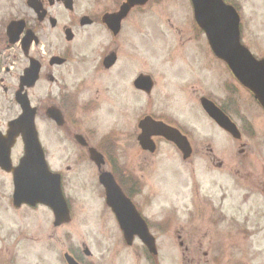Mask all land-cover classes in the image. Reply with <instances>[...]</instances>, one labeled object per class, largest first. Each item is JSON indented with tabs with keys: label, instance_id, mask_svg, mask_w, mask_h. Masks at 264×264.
Returning <instances> with one entry per match:
<instances>
[{
	"label": "rangeland",
	"instance_id": "obj_1",
	"mask_svg": "<svg viewBox=\"0 0 264 264\" xmlns=\"http://www.w3.org/2000/svg\"><path fill=\"white\" fill-rule=\"evenodd\" d=\"M225 1L239 13L243 45L253 55L264 58V0ZM137 20L126 25L130 33L121 40L122 48L127 49L123 60L128 61L131 76L141 70L154 77L155 88L145 99L146 111L160 117L164 114L182 128L194 149L186 162L164 143H159L152 155L141 153L138 146L122 151L123 164L143 178L146 192L154 197L144 212L157 237L158 257L153 263L138 241L125 245L115 221L98 198L96 170L82 162L75 171L80 180L69 187L73 198L71 223L57 230L52 228L51 217L46 224L44 211L18 218L25 215L12 211L10 193H6L11 182L0 172V264H65L63 253L74 255L80 264H196L189 261L191 254L186 253V261L181 256L177 235L185 237L186 233L196 241L197 255L219 253L223 258L208 261L201 256L199 264H264V213L257 212L259 198L250 186L244 187L240 176L258 173L253 166L264 163V111L211 53L193 20L189 0L151 1ZM143 62L144 68L138 64ZM200 94L224 107L245 135L240 141L222 133L201 113L197 99ZM132 105L131 125L138 110L137 104L134 109ZM9 116L1 110L2 122ZM239 142L243 143V154L238 153ZM63 156V151L53 150L55 168L67 164ZM212 157L223 166L213 165ZM236 173L239 176L234 179ZM37 221L43 223L37 225ZM234 221L249 223L243 225L250 232L245 239H241L239 230L227 227ZM212 222H220L224 234L229 229L238 231V236H213ZM159 223H164L163 227L159 228ZM23 224L39 239L23 240L18 246L15 234ZM46 227L49 238L42 240L41 231ZM254 231L256 235L252 236ZM209 239L215 243L210 245ZM84 247L91 256L83 255Z\"/></svg>",
	"mask_w": 264,
	"mask_h": 264
},
{
	"label": "flooded vegetation",
	"instance_id": "obj_2",
	"mask_svg": "<svg viewBox=\"0 0 264 264\" xmlns=\"http://www.w3.org/2000/svg\"><path fill=\"white\" fill-rule=\"evenodd\" d=\"M151 1L154 0H0V113L3 109L10 115L3 122L0 120V140L6 136L9 123L21 116L20 101L27 102L35 110V126L46 164L54 174L56 187L59 185L62 192L64 207L67 204L69 209V220L58 222L48 206L38 204L14 207L12 175L0 169L11 182V189L6 193H10L8 199L12 211H22L25 215L18 218H27L30 213L38 210L44 211L46 224L49 217L52 218L53 230L69 225L73 213V198L69 187L72 182L80 180L79 175L75 174L77 168H80L82 162H88L96 170L98 198L111 219L116 222L111 209L105 204V189L101 179L112 182L114 188L133 204L158 246L157 237L152 232V223L144 212V208H150L154 197L146 192L143 178L123 164L122 151L138 146L141 153L152 155L158 144L164 143L172 146L181 160L186 162L192 157L194 149L189 141L191 156L185 159L176 144L163 136L151 138L153 151H145L140 144V125L147 117L159 124L153 130L154 133L164 131V126L177 128L185 135L182 128L164 114V117H160L146 111L145 99L152 92L147 95L145 86L137 82V79L147 73L139 70L131 76L128 61L123 60L127 49L122 48L121 40H125L130 33L126 31V25L132 19L137 20V15H141ZM138 64L144 68V62ZM154 88L155 84L152 91ZM202 97L203 94L197 97L199 107ZM131 103L133 109L134 104L138 105L132 125L129 121ZM200 111L204 115L202 109ZM39 120L44 124L42 132ZM145 130L148 131L146 127ZM241 134L243 138L245 135ZM239 147L238 153L243 154V143L239 142ZM56 149L64 153L63 159L67 164L62 168H55L51 161L53 150ZM23 155L22 140L17 138L9 148L11 165L16 167ZM212 158L213 165L219 168L223 166ZM253 167L258 173L240 176L244 187L250 186L252 194L259 198L261 205L257 212L264 213V163ZM241 170L239 168L237 172ZM238 176L236 173L234 179ZM234 222L227 223V227L239 230L241 239H245L250 232L243 225L249 223ZM41 223L43 221H37L36 224ZM163 225L157 224L159 228ZM211 227L215 228L213 236H226L230 239L238 236V231L233 233L229 229L224 234L220 222H212ZM251 235L255 236V231ZM15 236L18 246L23 244V240L39 239V235L30 234L24 224ZM40 237L42 240L49 238L48 227L41 231ZM177 240L185 261L186 253L191 254L189 261H196V264L201 262V256L208 261L223 259L219 253L197 255L196 241L190 233H186L185 237L178 234ZM134 241L141 244L137 237H133L131 245ZM209 241L210 245L215 243ZM198 246H202L201 239ZM85 251H88L86 247L82 252L87 256ZM65 255L79 263L74 255L63 253V258Z\"/></svg>",
	"mask_w": 264,
	"mask_h": 264
},
{
	"label": "water",
	"instance_id": "obj_3",
	"mask_svg": "<svg viewBox=\"0 0 264 264\" xmlns=\"http://www.w3.org/2000/svg\"><path fill=\"white\" fill-rule=\"evenodd\" d=\"M190 2L194 20L204 32L212 53L229 67L237 81L254 94L255 99L264 109V60H255L251 53L240 44L239 17L235 10L224 4L222 0H190ZM138 81H142L146 93H149L152 87L150 78L140 77ZM20 102L22 115L16 121L11 122L7 136L0 140V167L13 175L14 205L44 204L53 210L55 220L67 222L68 212L64 207L59 187H56L54 176L48 172L37 140L34 110L28 108L27 102ZM203 108L220 127L233 135L237 133L235 127L212 103L205 101ZM149 121L151 120L141 123V126H145L139 140L143 149L153 151L149 138L153 135L150 131L155 128V124ZM145 127L149 132L145 130ZM166 129L167 134L164 135L167 140L175 142L181 147L179 148L185 156H188V150L183 151L185 140L177 131ZM19 135L23 139L25 154L18 167L12 168L9 148ZM101 182L106 190V204L115 214L127 244L130 245L136 235L152 254H156L154 240L131 203L122 196L119 190L114 188L112 182ZM85 253L88 255L87 251ZM66 260L68 264H77L68 256Z\"/></svg>",
	"mask_w": 264,
	"mask_h": 264
}]
</instances>
